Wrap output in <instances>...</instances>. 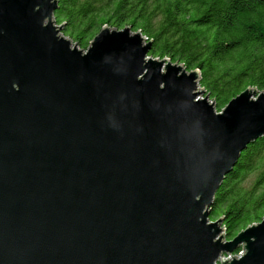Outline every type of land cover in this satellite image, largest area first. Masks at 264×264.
I'll return each mask as SVG.
<instances>
[{
    "label": "water",
    "instance_id": "1",
    "mask_svg": "<svg viewBox=\"0 0 264 264\" xmlns=\"http://www.w3.org/2000/svg\"><path fill=\"white\" fill-rule=\"evenodd\" d=\"M58 5L0 0V264H264V217L231 240L210 219L264 91L219 112L131 26L80 49Z\"/></svg>",
    "mask_w": 264,
    "mask_h": 264
},
{
    "label": "trees",
    "instance_id": "2",
    "mask_svg": "<svg viewBox=\"0 0 264 264\" xmlns=\"http://www.w3.org/2000/svg\"><path fill=\"white\" fill-rule=\"evenodd\" d=\"M58 1L56 23L80 49L104 26H131L151 41L149 56L199 71L217 111L247 88L264 91V0ZM263 217L264 136L242 151L210 206L227 240Z\"/></svg>",
    "mask_w": 264,
    "mask_h": 264
},
{
    "label": "rangeland",
    "instance_id": "3",
    "mask_svg": "<svg viewBox=\"0 0 264 264\" xmlns=\"http://www.w3.org/2000/svg\"><path fill=\"white\" fill-rule=\"evenodd\" d=\"M63 32V31H62ZM71 39V38H70ZM72 40V39H71ZM72 42H73V40H72ZM73 44H75V43H73ZM198 83H199V89L200 90H204V88H202L201 87V85H200V78H199V80H198ZM205 94H206V92H205ZM205 94L204 95H201V98H205L206 96H205ZM209 100H210V98H209ZM210 101H212V100H210ZM222 227V233L221 234H225V228L223 227V226H221Z\"/></svg>",
    "mask_w": 264,
    "mask_h": 264
},
{
    "label": "built area",
    "instance_id": "4",
    "mask_svg": "<svg viewBox=\"0 0 264 264\" xmlns=\"http://www.w3.org/2000/svg\"><path fill=\"white\" fill-rule=\"evenodd\" d=\"M212 103V101H210ZM242 255V250H240L237 254H233V255H226L225 258L226 259H231L233 258V256H237L240 257Z\"/></svg>",
    "mask_w": 264,
    "mask_h": 264
},
{
    "label": "clouds",
    "instance_id": "5",
    "mask_svg": "<svg viewBox=\"0 0 264 264\" xmlns=\"http://www.w3.org/2000/svg\"><path fill=\"white\" fill-rule=\"evenodd\" d=\"M58 25V24H57ZM148 57H150L149 55H148ZM154 58V57H153ZM156 59V58H155ZM159 59V58H158ZM171 61V60H170ZM189 72V71H188ZM210 101V100H209ZM211 103V102H210ZM212 103H213V101H212ZM220 112V111H219ZM216 221V220H215ZM223 226V225H222ZM224 227V226H223ZM241 250V249H240ZM235 253V252H234Z\"/></svg>",
    "mask_w": 264,
    "mask_h": 264
},
{
    "label": "bare ground",
    "instance_id": "6",
    "mask_svg": "<svg viewBox=\"0 0 264 264\" xmlns=\"http://www.w3.org/2000/svg\"><path fill=\"white\" fill-rule=\"evenodd\" d=\"M184 67V66H183Z\"/></svg>",
    "mask_w": 264,
    "mask_h": 264
}]
</instances>
